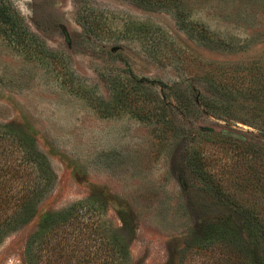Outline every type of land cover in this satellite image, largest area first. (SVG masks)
Segmentation results:
<instances>
[{"label":"rangeland","instance_id":"rangeland-1","mask_svg":"<svg viewBox=\"0 0 264 264\" xmlns=\"http://www.w3.org/2000/svg\"><path fill=\"white\" fill-rule=\"evenodd\" d=\"M153 1L6 0L28 47L0 33V124L32 137L56 178L0 264H24L42 212L75 202L119 232L130 264H219L213 226L240 224L242 206L264 219V0ZM120 79L199 92L217 113L142 120L118 104Z\"/></svg>","mask_w":264,"mask_h":264},{"label":"trees","instance_id":"trees-1","mask_svg":"<svg viewBox=\"0 0 264 264\" xmlns=\"http://www.w3.org/2000/svg\"><path fill=\"white\" fill-rule=\"evenodd\" d=\"M194 30L196 38L193 30L190 37L206 41L208 47L219 45L204 29ZM23 32L24 28L17 23L6 0H0V33L18 37L20 44L28 47L24 39L27 34ZM140 82L138 79L118 80L127 91L125 96L116 95V98L120 99L118 104L128 107L142 120L168 122L169 110L174 107L185 116L197 105H202L208 113H217L206 96L199 92L187 93L164 85L169 91L156 93ZM105 110L103 114L112 112ZM241 144L243 152L257 153V148L250 143ZM196 160L193 165L202 172L203 163ZM55 178L47 157L38 150L32 137L0 124V243L38 215L37 208L52 189ZM211 182L212 186L219 185ZM88 210L84 202H75L60 211H43L36 229L24 243V264H130L131 256L124 238L101 222L99 216L87 217ZM254 211L252 207L242 206L240 224L229 223L225 228L213 226V237L208 243L220 253L219 264H264V219ZM238 226L245 234L238 232Z\"/></svg>","mask_w":264,"mask_h":264},{"label":"water","instance_id":"water-1","mask_svg":"<svg viewBox=\"0 0 264 264\" xmlns=\"http://www.w3.org/2000/svg\"><path fill=\"white\" fill-rule=\"evenodd\" d=\"M234 136H236V135H234Z\"/></svg>","mask_w":264,"mask_h":264}]
</instances>
